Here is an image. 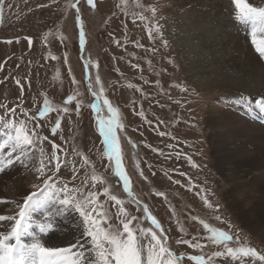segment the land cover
I'll return each mask as SVG.
<instances>
[{
  "label": "rangeland",
  "instance_id": "obj_1",
  "mask_svg": "<svg viewBox=\"0 0 264 264\" xmlns=\"http://www.w3.org/2000/svg\"><path fill=\"white\" fill-rule=\"evenodd\" d=\"M178 2L97 0L96 9H92L87 0H79L80 15L77 17L75 9L68 7L77 0H0V105H4L0 108V117L10 119L7 110L16 108V117L11 119L18 123L25 120L24 112L31 116L42 111L45 100L50 105V111L43 117L25 120L41 137L48 136V141H42L24 157L28 168L15 160L16 153L11 152V145L0 151V161H14V166L0 173V200L9 202L0 203V214L14 215L15 202L37 191L34 184L42 185V178L38 179L34 170L40 165L39 149L42 147L50 155V143L55 142L64 148L67 156H61L64 163L60 172L46 169L48 175L69 187L81 188L85 193L90 190L99 193V202L104 203L110 217L108 223L114 227L122 229L118 219L119 206L104 195L105 187L124 201L127 214L140 218L138 222L145 228L151 227L142 211L143 205H147L165 230L171 250L184 256L182 264H194L188 259L191 255H204L207 259L215 251H225L222 245L216 246L207 239L211 233L204 228L205 223L233 235L229 247H252L264 255V236H256L247 229L228 202L232 201L227 199L228 190L232 188L227 180L231 165H227L223 175L216 169L217 154L210 151L208 141L214 133L208 125L211 112L220 119L230 112L236 117L246 114L248 119L256 114L253 122L263 127L261 115L264 111L257 105L264 97L246 92H241L238 97L235 94L223 96L215 88H201L189 83L180 53L164 23L177 14ZM221 2L223 15L237 19L239 12L234 0ZM245 2L258 10L264 9V0ZM81 19L86 38L83 48L79 45L78 35ZM243 21L247 45L263 63L264 69V58L261 59L252 44V31L258 29L259 24L252 19ZM256 39L264 40V32L257 31ZM246 72L244 83L250 81L256 86L260 81V86H264L262 69ZM233 81L243 83L242 77ZM93 92L101 98L97 100ZM105 98L118 109V119L124 126L122 131L117 130V136L123 164L139 205L123 191L122 182L114 174V161L109 162L105 155L103 138L96 123L97 113L92 107L99 104V115L107 117ZM64 107L69 108L68 113L63 112ZM57 120L61 122V129L53 136L51 129ZM9 131L0 123V145L4 144ZM229 141L230 138L224 143L233 147ZM250 148L254 150V147ZM223 149L226 150L224 146ZM84 157L88 158L89 164H84ZM141 170L147 179L140 176ZM93 175L101 179L93 180ZM235 195L242 209L254 217L252 210L247 211L251 204L247 199L251 195L243 190ZM205 197L211 208L205 205ZM73 214V219L65 223L63 217L54 219L61 220L63 227L74 228L78 214ZM44 215V209L32 213V227L24 245L31 244L41 235L38 225ZM216 216L221 219L217 220ZM6 223L9 222H0V225ZM193 237L205 247L193 249L187 244L176 243L180 239L195 243ZM41 242L49 245L48 237L41 236ZM242 260L243 264H264L252 257ZM211 264H241V261L214 257Z\"/></svg>",
  "mask_w": 264,
  "mask_h": 264
},
{
  "label": "snow or ice",
  "instance_id": "obj_2",
  "mask_svg": "<svg viewBox=\"0 0 264 264\" xmlns=\"http://www.w3.org/2000/svg\"><path fill=\"white\" fill-rule=\"evenodd\" d=\"M78 3L79 0H77V3L68 5L69 8L75 9L77 17L80 15ZM234 3L239 12L237 19L241 21L252 19L259 24V28H254L252 31V44L259 56L264 58V40L258 41L256 39L257 31L264 32V9L258 10L251 7L245 0H234ZM87 4L92 9H96L97 0H87ZM143 19L144 17H141V20ZM156 30L159 31V28L157 27ZM78 35L79 45L83 48L86 44V38L82 19L79 20ZM11 42L8 41V43ZM31 43L32 40L29 39V45ZM97 82H99V76H97ZM16 83L19 85L20 81L17 80ZM91 87V77H89V89ZM100 91L103 92V87ZM184 91H187V89L185 88ZM92 94L97 100L101 98L96 92ZM69 103H71L70 99ZM103 103L107 106V113L109 114L107 117L99 115V104H93L92 107L97 113L96 123L99 134L103 138L105 155L109 162L114 161V174L122 182L123 191L139 205V201L135 200L132 191L131 178L123 164L117 130L122 131L124 126L118 119V109L107 98L103 100ZM2 107L4 105H0V108ZM257 107L264 111V100H261ZM7 111H10L11 118L16 117V108ZM49 111V102L45 100L43 110L38 114L29 116L28 113L24 112L23 116L27 121H34L38 116L43 117ZM63 112L68 113L69 108L64 107ZM11 118L4 119L0 117V123H3L10 130L4 144L0 145V151L11 145V152L16 153L15 160L28 168L24 157L29 154L30 149L35 150L42 141H48V136L41 137L34 127H28L25 120H20L17 123ZM60 129L61 122L57 120L51 129V134L56 136ZM161 134L163 135V133ZM50 146L52 149L50 155H47L44 149L40 147V165L34 169L38 174L37 178H42V185L34 184L33 187L38 189L37 191L26 195L22 201L15 202L16 212L14 215L0 214V222H9L0 225L3 228V230H0V264H182L184 256H178L171 250L167 244V236L164 235L165 230L159 220L149 211L147 205H143L142 211L144 218L150 222L151 227L145 228L140 226L138 222L140 218L127 214L124 209V201L111 194L109 189L105 187L104 195L119 206L118 219L122 229L114 227L108 223L110 217L105 210L104 203L99 202V193L91 190L85 193L81 188L69 187L67 183L57 181L53 176L48 175L46 169L60 172L64 163L61 156H67V152L60 144L51 142ZM83 159L85 165L90 163L87 157ZM45 160H47V163H45ZM12 166H14L12 159L0 161V173L5 172L8 167ZM193 166L196 167L197 165ZM73 171L75 172V167H73ZM140 176L144 177L142 170ZM98 179L101 178L93 175V180ZM144 179H147V177H144ZM157 195H163V193H157ZM0 203L9 202L0 200ZM204 203L207 207H212L206 197ZM38 209H44L45 211L43 221L38 225L41 235L35 237L31 244L23 245L21 238L32 227V213ZM69 213L78 214L74 230L79 231L80 236L68 244L55 245L50 242L49 246H45L41 242V236L47 237L54 230V218L65 217ZM216 219L220 220L221 218L216 216ZM134 221H137L135 225L133 224ZM204 228L211 233L207 239L216 246L222 245L225 251H215L207 259L204 255H191L188 259L194 264H211L214 257H230L233 261L240 260L241 264H243L242 258L244 257L264 261V255H260L252 247H229V243L234 240L233 235L230 233L209 227L206 223ZM80 237L86 239L81 240ZM193 240H196V242L180 239L176 243L187 244L193 249H203L205 247V245L199 243L196 237H193Z\"/></svg>",
  "mask_w": 264,
  "mask_h": 264
},
{
  "label": "bare ground",
  "instance_id": "obj_3",
  "mask_svg": "<svg viewBox=\"0 0 264 264\" xmlns=\"http://www.w3.org/2000/svg\"><path fill=\"white\" fill-rule=\"evenodd\" d=\"M176 9L177 14L166 18L164 23L168 36L180 53L189 83L201 88H215L223 96L235 94L238 97L246 92L264 97V86H260V81L256 86L253 85L254 82H243L246 78L245 71L260 68L264 72L263 63L247 45L248 39L243 35L245 22L224 16L221 0H179ZM237 77H242L243 83H235L233 79ZM215 114L211 112L208 119V125L214 131L210 134L211 137L208 135V141L210 151L217 154L216 169L223 175L227 165H231V174L227 180L232 188L228 190L227 199L232 201L228 202L247 229L256 236H264V125L262 127L253 122L257 118L256 114L249 119L246 114L236 117L234 112L228 113L224 119ZM261 117L264 120V115ZM228 138L233 147L224 143ZM250 147H254V150ZM239 190L251 195L245 200L251 203L247 211L252 210L254 217L244 211L243 206L235 199ZM73 217L74 214L69 213L62 221L65 223L64 221ZM54 221V230L47 236L49 243L68 244L80 234L74 228L63 227L61 220ZM28 238L29 234L22 236L23 245Z\"/></svg>",
  "mask_w": 264,
  "mask_h": 264
}]
</instances>
